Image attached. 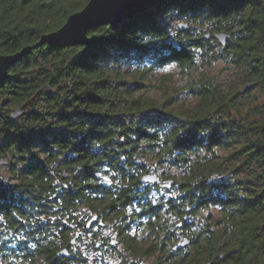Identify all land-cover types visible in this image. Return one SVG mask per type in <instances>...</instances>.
<instances>
[{"label": "trees", "instance_id": "1", "mask_svg": "<svg viewBox=\"0 0 264 264\" xmlns=\"http://www.w3.org/2000/svg\"><path fill=\"white\" fill-rule=\"evenodd\" d=\"M86 2L0 0V53L34 44ZM220 30L225 45L203 37ZM89 35L91 45L32 48L0 88V264H264V0H160ZM215 62L241 74L221 83L201 71ZM171 64L189 81L178 95L164 77L156 100L152 73ZM45 84L52 92L11 120ZM157 167L175 196L152 198L161 184L142 176ZM210 207L219 215H199ZM95 224H110L98 241L114 243L90 248L122 244L118 253L79 252ZM180 235L189 241L177 247Z\"/></svg>", "mask_w": 264, "mask_h": 264}, {"label": "water", "instance_id": "2", "mask_svg": "<svg viewBox=\"0 0 264 264\" xmlns=\"http://www.w3.org/2000/svg\"><path fill=\"white\" fill-rule=\"evenodd\" d=\"M160 0H87L83 7L79 10L69 13L57 29L43 33L39 39L32 45H25L20 50L12 53L2 54L0 53V88L4 85L6 79L9 75V68L16 63L20 58L29 53L32 48L47 44L51 47L64 48L73 45H91L97 38L95 36H90L89 31L93 30L102 25H115L123 20L129 19L137 14H141L148 9L154 7ZM182 27L186 28L185 23H181ZM204 38L213 37L217 39L221 45H225L229 33L224 30H220L214 33H205ZM176 44V41L173 42ZM252 85L246 83L244 89H249ZM52 92L51 87L48 84L41 86L29 99L24 101L22 104L16 106L11 113L9 118L11 120L18 119L23 115L27 108L32 104L34 99L39 94L48 95ZM5 160L0 158V165L3 164ZM155 168V165L152 166ZM142 180L147 183H160L164 188H170L173 184L172 179H162L153 170L151 172L145 173L142 176ZM97 216L93 215L85 223L82 224L83 229H88ZM262 230L264 232V223L262 224ZM82 230H77L71 237L69 244H74L76 239L81 235ZM188 238L186 236L182 237L176 246H184L188 243ZM114 243V240H111ZM101 245V241L95 243V247ZM70 255L67 247H64L57 251L56 256L58 258L68 257ZM141 264H144L141 261ZM199 264H212L211 261Z\"/></svg>", "mask_w": 264, "mask_h": 264}, {"label": "rangeland", "instance_id": "3", "mask_svg": "<svg viewBox=\"0 0 264 264\" xmlns=\"http://www.w3.org/2000/svg\"><path fill=\"white\" fill-rule=\"evenodd\" d=\"M157 18L160 21H164V16L161 15V13H157ZM181 23H183L182 19H176L172 21V25L176 26V25H180ZM175 31V30H173ZM201 71H203L206 75L207 74H212L213 76H215L216 80H218L219 82H223L225 81V79H232V78H237L238 75L241 74V72H234V70L226 65L223 62H215L213 65H206L200 68ZM199 69V70H200ZM164 77H167L168 80H166V82L164 83V86H166L164 89H173L178 95L181 93V87L183 85L186 84L187 81H189L187 78H183L182 74L180 73V71L178 70V68L171 64L166 66L165 68L159 69L157 71H155L154 73H152V76L150 78L152 86L151 89H149V91L147 92V94H149L151 97H153L156 100H161L163 98V89L162 88H158L160 85V80L163 79ZM163 86V85H162ZM256 91H252V95L256 94ZM260 96V100H261ZM187 98V97H186ZM192 98H188L187 103L189 104ZM251 100H249V103L246 104L243 108L241 113H244L246 111V107L251 103ZM148 162H153L152 160H149ZM171 168V167H170ZM172 173H176V175H180V172L175 171V168H171L170 169ZM157 175H159L158 173L160 172V168H156L154 171ZM0 173L2 176L7 177V170H6V166H1L0 167ZM177 194V190L173 189V188H167L166 190L162 189L161 185H159V187H153L151 189V196L152 198L157 197V196H163L164 199L170 198L172 196H175ZM208 213H211L212 215H214L215 217L219 215V210L215 207H210L209 209H205L203 210V212H201V214H199L200 216H204V215H208ZM110 224H108V226H102L100 228H98V226L95 224L93 227L90 228V230L86 233H84L81 237V239L79 240V242L77 243V247L79 249V252L83 255H86L87 258H95V257H99L101 256V254H103L104 252L109 256V255H113L115 253H118L121 249H122V244H117L116 248H108V249H103V248H90V243H88L89 240H100V238H102V236L109 234L110 232H112V227L109 226ZM140 233V232H139ZM99 235L94 237L95 235ZM182 236L180 235V238ZM95 238V239H94ZM88 240V241H87ZM180 240V239H179ZM107 250V251H105ZM151 257L149 258H144L142 261L144 264H149L151 262ZM21 264H28V263H21Z\"/></svg>", "mask_w": 264, "mask_h": 264}, {"label": "flooded vegetation", "instance_id": "4", "mask_svg": "<svg viewBox=\"0 0 264 264\" xmlns=\"http://www.w3.org/2000/svg\"><path fill=\"white\" fill-rule=\"evenodd\" d=\"M159 184H160V183H159ZM109 238H110V239H109ZM109 238H105V237H104V238L102 239L103 242L101 241V243H102L101 247H103V248H107V247H108V244L106 243V241L110 243L111 237H109ZM87 241H88V240H87ZM90 242H91V240L88 241V243H90Z\"/></svg>", "mask_w": 264, "mask_h": 264}]
</instances>
